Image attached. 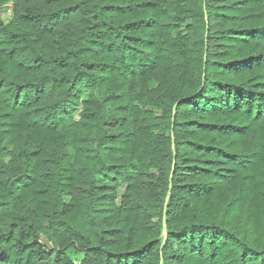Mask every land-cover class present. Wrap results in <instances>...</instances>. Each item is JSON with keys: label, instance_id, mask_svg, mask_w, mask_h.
I'll list each match as a JSON object with an SVG mask.
<instances>
[{"label": "trees", "instance_id": "trees-1", "mask_svg": "<svg viewBox=\"0 0 264 264\" xmlns=\"http://www.w3.org/2000/svg\"><path fill=\"white\" fill-rule=\"evenodd\" d=\"M161 262L264 264V0H0V264Z\"/></svg>", "mask_w": 264, "mask_h": 264}, {"label": "rangeland", "instance_id": "rangeland-1", "mask_svg": "<svg viewBox=\"0 0 264 264\" xmlns=\"http://www.w3.org/2000/svg\"><path fill=\"white\" fill-rule=\"evenodd\" d=\"M11 9H12V7L8 6V7L4 8V10L2 12V18H3L5 23L10 22V20H11V16H10ZM123 192H124V190H120L119 194L121 195ZM43 240L45 241V238H43Z\"/></svg>", "mask_w": 264, "mask_h": 264}, {"label": "water", "instance_id": "water-1", "mask_svg": "<svg viewBox=\"0 0 264 264\" xmlns=\"http://www.w3.org/2000/svg\"><path fill=\"white\" fill-rule=\"evenodd\" d=\"M167 201H168V199H167ZM164 235H165V240H164V244H165L166 237H167V232H166V231H165ZM164 244H163V245H164ZM161 264H162V262H161Z\"/></svg>", "mask_w": 264, "mask_h": 264}]
</instances>
